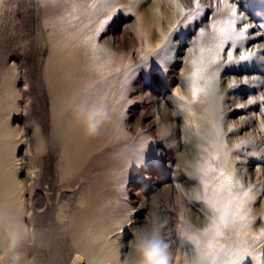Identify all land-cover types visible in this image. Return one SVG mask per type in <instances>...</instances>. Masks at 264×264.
Listing matches in <instances>:
<instances>
[{
    "label": "rangeland",
    "instance_id": "1",
    "mask_svg": "<svg viewBox=\"0 0 264 264\" xmlns=\"http://www.w3.org/2000/svg\"><path fill=\"white\" fill-rule=\"evenodd\" d=\"M79 1L84 7H92L98 1L103 6L99 20L92 22L90 42L97 50L109 53L113 66L123 64L121 75L114 77L115 82H119L115 88L120 94L116 112L121 117L125 114L127 130L139 135L132 140L122 139L117 129L118 136L98 143L82 159L76 172L66 175L61 158L62 141L53 134L44 110L46 89L41 68L49 48L43 20L45 5L42 0H2L0 100L4 99L8 105L0 120V144L4 146L0 150V167L11 171L13 185L17 188L19 220L25 239L18 248V255L10 254V234L0 226V264H72L74 257L83 254L77 244L79 234L74 228V218H85L91 210L105 217L103 237L120 230L122 238L107 245L118 264L123 261L122 252H125L119 243L131 240V229L144 222L153 207L154 193L161 197L163 218L167 221L165 239L173 247L179 244L185 251L192 250V245L179 240L174 231L188 215L180 185L191 189L198 178L176 167V153L186 147L181 143L183 124L185 131H197L203 116L199 123L189 124L185 118L191 111L186 115L176 106L172 90L178 85L186 87V82L179 78L186 49L194 43L201 29L216 36L209 26L223 25L231 19L233 8L239 17L237 28L247 24L246 35L260 33L262 38L237 45V49L230 47V42L225 45L236 61L222 64L216 71L218 135L225 143L230 142L237 170H246L249 174V185L256 193L251 226L257 232L263 229L264 99L261 98L264 97V64L254 62L258 59L255 56L243 61L240 56L255 52L264 58V52L259 53L253 47L264 44V12L252 0H226V3L201 0L202 10L191 20H182L181 8L191 14L193 0ZM142 14L149 19L145 37L138 29ZM102 22L105 23L101 28ZM165 37L156 52L166 57L158 60L153 57L156 52L150 50ZM87 43L89 40L84 45ZM155 58L156 67L152 66ZM225 59L229 57L225 55ZM249 61L255 70L236 74L224 67L226 64L248 65ZM115 74L117 72L109 76ZM232 77H244L245 81L247 77L249 81L260 78L263 83L257 90L243 84L244 93L235 98L228 87ZM127 99L134 102L128 105ZM250 101L253 104L250 105ZM161 102L173 115L164 108L154 111ZM242 107L245 109L239 111ZM162 118L174 122L176 128L168 136L158 138L156 122ZM205 151L206 155L201 157L203 167L209 174L215 171L217 175L223 170L216 169L218 153ZM189 208L196 223L211 220L203 214L202 201L189 204ZM125 214H130L131 225H123ZM126 244L129 246L128 242ZM259 261L264 264V258ZM185 263L186 257L177 249L174 264Z\"/></svg>",
    "mask_w": 264,
    "mask_h": 264
},
{
    "label": "clouds",
    "instance_id": "2",
    "mask_svg": "<svg viewBox=\"0 0 264 264\" xmlns=\"http://www.w3.org/2000/svg\"><path fill=\"white\" fill-rule=\"evenodd\" d=\"M106 14V13H105ZM216 36L209 33L201 46L215 43ZM165 39L158 43L151 52H156ZM199 47L191 43L182 57V68L179 71V78L186 82V87L178 85L172 90V98L176 106L183 109L186 115L192 110V100L187 97V92L193 87V72L200 69L195 83L203 91L199 93L198 103L202 107L204 115L197 131L182 126L183 135L181 143L186 147L176 153V167L185 173L193 174L198 178L197 184L191 189L183 190L182 203L187 210L183 223L179 224L174 233L181 241H187L192 245L190 252L179 244H173L165 239V228L167 221L163 218L161 211V197L153 194V207L145 216L144 222L132 228V239L128 242L132 255L135 257V264H174L177 249L186 257L187 264H240L249 245L253 243L252 232L256 228L250 227L252 222V201L256 199V193L249 185V174L247 171H238L236 160L232 156L231 144L218 135L219 115L216 111V71L217 66L209 63V57L205 54L201 63ZM137 101V100H136ZM134 100H128L130 105ZM164 108L166 113L169 109L163 102L154 111ZM173 115L172 112H170ZM76 118L82 122L85 131L90 136H96L106 123H112L120 133V138L132 140L139 133H130L128 125L124 123V117L118 113L104 100H98L91 105H81L75 109ZM158 124V138L168 136L176 128L172 121H165L162 118ZM218 153L216 169L223 168V173L216 176L215 171L211 174L203 167L201 157L206 151ZM134 157H130L133 160ZM139 163V161H136ZM210 181L208 197L205 198L203 184ZM192 201L204 203L203 214L213 222L209 225L196 223L192 219V211L189 204ZM221 213H226L229 218L227 226L220 223L217 218ZM125 214V223H133ZM0 217L9 225V252L18 255V248L25 239V233L18 216L10 210L0 212ZM247 225V228L242 225ZM216 229L222 233L219 237H213L212 232ZM250 229V230H249ZM222 246V247H221Z\"/></svg>",
    "mask_w": 264,
    "mask_h": 264
},
{
    "label": "bare ground",
    "instance_id": "3",
    "mask_svg": "<svg viewBox=\"0 0 264 264\" xmlns=\"http://www.w3.org/2000/svg\"><path fill=\"white\" fill-rule=\"evenodd\" d=\"M42 1L45 5L43 20L47 26L46 33L49 41V48L41 68L46 89L45 118L49 120L53 134L62 141L61 158L64 162V172L66 175H72L79 168L82 159L88 156L98 143L118 136L117 128L112 123H106L98 135H88L82 122L76 118L75 109L81 105H91L98 100H104L116 111L120 105V94L117 93L115 88L119 85V82H115L114 77L121 75L123 64L120 62L113 66L110 63L109 53L105 54L97 50L88 39L91 34L92 22L96 23L99 20L98 17L103 14L104 9L99 1L92 7H84L79 0ZM86 1L88 0H83V2ZM230 1L234 2V0ZM1 2L2 0H0ZM252 3L264 12V0H252ZM233 4L232 6L235 7ZM82 10L84 12L80 13ZM148 26L149 19L142 14L139 18L138 29L144 37ZM247 37V40L242 44L257 42L262 38V35L260 33L247 34ZM88 40L89 44L87 43V46H85L84 43ZM150 44L148 43V46ZM253 47L259 53L260 51L264 52L263 43ZM162 55L160 52H156L153 57L162 60L166 57V55L164 57ZM255 57L258 59H254V62L264 64V58L258 57V54ZM156 58L152 61V66L155 67L158 62ZM248 63V65L244 64L245 66L226 64L224 67L229 72L236 74L255 70L254 64H250V61ZM114 72H117V74L109 76ZM248 79L250 78L247 77V83H245L244 77L240 79H237V77L231 78L228 87L229 91L235 94V98L244 93L243 84H246L248 89L257 90L263 83L260 78L250 81ZM233 84L237 86L230 87ZM187 97L192 100V90L187 92ZM198 97L199 94L195 102L192 100L191 114L185 118L191 125L199 123L200 118L204 115L203 109L198 103ZM7 105L4 99L0 100V120ZM244 109L245 107H242L239 111ZM3 148L4 146L0 144V150ZM221 173H223V170L219 171L216 176L221 175ZM208 184H203L205 198L208 197ZM16 189L13 185L11 171L0 167V212L7 209L19 218L20 207ZM196 203L198 201L190 202V204ZM196 210L201 212L199 209ZM161 211H163L162 208ZM217 218L219 219V217ZM74 219V228L79 234L77 244L81 247L83 254L74 257L72 264H116L114 258L110 255L109 249H107V245L120 237L122 238L120 230L103 237L104 227H102V221L105 217L94 210H91L85 218L76 216ZM205 222L211 225L213 221L205 220ZM0 226L9 232V225L2 217H0ZM242 227L247 228V225H242ZM250 227L252 226L250 225ZM252 236L253 243L249 245L248 251L240 264H260L259 259L264 258V228L258 232L253 231ZM129 241L130 239H127L126 242ZM126 242L119 243V246L125 252H122L123 261L118 264H135L131 247L126 246Z\"/></svg>",
    "mask_w": 264,
    "mask_h": 264
},
{
    "label": "snow or ice",
    "instance_id": "4",
    "mask_svg": "<svg viewBox=\"0 0 264 264\" xmlns=\"http://www.w3.org/2000/svg\"><path fill=\"white\" fill-rule=\"evenodd\" d=\"M220 3H226V0H220ZM194 7L191 9V14L188 12H185L183 8H181V13L183 15V19L191 20L194 15L198 14L199 11L202 10V4L201 0H193ZM239 17L237 16L236 10L233 8L231 11V19L226 20L223 22V25L219 23H213L209 27L212 29V32L216 33V41L215 43L209 44L207 46H201L202 42L205 40V38L208 36L209 32L201 29L199 32L196 40L194 41V45L199 47V51L201 53V63L204 61L205 54L210 58L209 63L212 65H215L217 67H220L222 64L225 63H234L236 60L232 57V52L229 50V47H225L226 44H229L230 47H235L237 49V45H241L244 41L247 40V35L249 31V26L247 24L240 25L239 28H237V20ZM181 21H178L177 24H179ZM105 22L101 23V28L103 27ZM177 26V25H176ZM174 26L173 30L176 28ZM99 31V29H98ZM91 39V38H88ZM167 37H165V40ZM224 54V55H221ZM257 53L255 52H249L247 55L240 56V61L250 59L251 57L255 56ZM225 55L229 57V59H225ZM200 72V69H197L193 72V87H192V100L195 102L198 94L203 91L202 88L198 87L195 83V80L198 77V73ZM247 83V82H246ZM237 85L233 84L230 87H236ZM261 99H264L262 97ZM252 103V101H250ZM222 174V173H221ZM220 223L227 226L229 223V218L227 214L221 213L219 216ZM213 237H219L222 235V233L219 231V229H216L214 232H212ZM222 247V246H221Z\"/></svg>",
    "mask_w": 264,
    "mask_h": 264
}]
</instances>
